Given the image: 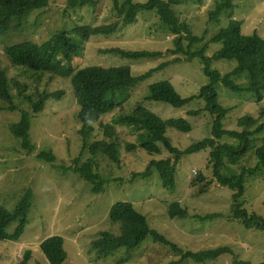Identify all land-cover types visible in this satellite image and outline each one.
<instances>
[{
  "label": "rangeland",
  "instance_id": "1",
  "mask_svg": "<svg viewBox=\"0 0 264 264\" xmlns=\"http://www.w3.org/2000/svg\"><path fill=\"white\" fill-rule=\"evenodd\" d=\"M69 0H51L47 8L34 11L25 20L21 29H12L0 38V69L7 71L11 80L23 81L20 71L11 65L4 49L23 41L42 43L57 31L71 30L78 25H97L113 20L111 2L104 0L101 10L94 15L88 6L69 9ZM146 3L149 0H135ZM222 0H182L173 9L181 22L190 26L194 36L202 40L193 46V51L206 48V56L211 57L221 45L212 39L226 28L231 20L242 22L244 35L258 34L264 38V0H233V7L222 12L216 21H211V12ZM173 35L155 11H143L138 21L120 29L109 37H94L83 43V51L76 59L78 68L98 65L103 67L130 66L134 76L144 74L158 65L172 60L175 56L166 54L174 47ZM123 48L131 51H162L160 58L132 60L119 55L104 54L103 50ZM181 56V55H180ZM185 56L181 61L171 64L151 78L140 83L131 91V96L123 111H114L103 117V122L115 126L117 142L120 146L119 163L108 162L102 157L94 158L99 163V173L107 181L102 193H94L92 185L81 177L63 169L73 165L82 148L78 135L77 105L73 85L75 80L58 78L47 84L44 80L40 90L54 92L64 90L62 100H50L43 112L33 115L31 137L36 152L52 151L56 162L39 159L22 147L21 140L10 132V126L19 121L20 112L5 110L6 104L0 101V206L13 211L28 189L34 193L29 223L19 241L0 240V264H19L25 253L31 251L28 264H51L40 248V244L53 236L65 239L67 260L64 264H170L180 259L169 247L156 244L147 238L137 249L127 252L122 249L107 259H99L92 248V242L103 231L119 233L118 226L109 223V211L118 202L132 203L136 211L147 217L149 225L183 250L229 248L227 253L206 263L187 260L184 264H264V230L248 229L241 220L232 217L233 195L229 187L220 185L214 177L209 164L210 150L185 156L177 168L176 186L165 189L157 173L150 178L133 174L143 172L153 159H163L169 153L151 155L140 148L130 151L129 145L138 143V135L126 125L113 122L120 114L130 113L134 107L143 103L153 113L163 119L185 118L193 126L190 133L175 129L168 130L174 145L185 149L193 143L209 136L211 119L207 112L201 116H189L191 110L204 107V101L194 99L182 108H175L160 102H145L149 96V86L160 81H169L183 97L197 96L200 89L209 84L204 73V63L199 58L188 62ZM235 61H213L212 68L222 74L232 71ZM218 100L224 107H234L225 127L238 129L239 118L250 115L259 116L264 109V100L257 103L248 92L233 93L222 83L217 86ZM16 93V92H14ZM17 96V95H16ZM19 108L28 106L19 98L15 99ZM261 122H264V117ZM108 139L103 131H97L93 141ZM231 142L230 140H227ZM86 155L83 162L90 159ZM227 162L229 169L237 172L239 167H256L257 158L251 151L235 162ZM98 168V165H97ZM239 171V170H238ZM228 172V171H227ZM203 177L213 180L202 194H195L192 181ZM247 213L264 217V170L258 175H250L246 181V191L240 200ZM173 203H180L188 209L185 219H171L168 209ZM221 214L222 217L201 221L197 216ZM17 222H13L8 232L13 233Z\"/></svg>",
  "mask_w": 264,
  "mask_h": 264
},
{
  "label": "trees",
  "instance_id": "2",
  "mask_svg": "<svg viewBox=\"0 0 264 264\" xmlns=\"http://www.w3.org/2000/svg\"><path fill=\"white\" fill-rule=\"evenodd\" d=\"M51 0H0V38L6 36L12 29H21L25 20L36 10L49 7ZM104 0H69L68 8L75 10L80 7H90L94 15H98ZM113 7V20L97 25H76L71 30L57 31L47 41L36 43L23 41L4 49V53L13 67L20 71L23 81L11 80L4 69H0V101L7 106L5 110L20 112L19 121L10 126V132L21 140L22 147L30 154H36L31 137V120L33 115L43 112L50 100H62L66 95L64 90L49 92L40 90L44 80L51 83L55 79L75 80L73 92L79 106L77 122L78 135L82 139V148L73 165L64 168V173H75L81 179L92 185L94 193H102L107 181L99 173V163L94 158L102 157L108 162L119 163L120 146L117 142V130L114 125L103 122V117L116 110L123 111L125 103L140 83L148 80L159 72L180 62L185 56L188 62L195 58L204 63V73L209 78V84L203 86L197 96L185 98L181 96L169 81L156 82L149 86V96L146 101L160 102L175 108H182L198 98L204 101V107L188 112L189 116H201L207 112L211 119L209 136L193 143L185 149L175 146L168 136L169 129L182 133H190L193 126L185 118L163 119L149 110L143 103L134 107L128 114H120L113 122L116 125H126L138 135V143L128 146L130 151L142 149L151 155H161L163 150L169 156L163 159L151 160L143 172L133 174V179L150 178L157 173L165 189L176 186L177 168L182 159L191 154L210 150L209 164L213 169L215 180L224 187L235 191L233 195L232 217L241 220L248 229L264 230V217L256 213H247L240 202L246 191L247 177L258 175L264 170V109L259 116L246 115L239 118L237 130H229L225 122L229 119L234 107H224L218 100L216 86L222 83L233 93L248 92L252 98L261 103L264 100V38L258 34L244 35L242 22L231 20L213 39L221 48L211 57L206 56V48L194 52L193 46L202 38L194 36L190 26L181 22L173 7L182 0H149L139 3L135 0H107ZM202 2V0H197ZM233 0H222L211 12V21L218 20L220 14L233 7ZM143 11H155L168 30L175 35L174 49L166 54L175 56L141 74L134 76L130 66L103 67L98 65L78 68L75 61L83 51V43L94 37H109L120 29L133 25ZM104 54L119 55L127 59L141 60L160 58L162 51H131L123 48L103 50ZM181 55V56H180ZM235 61L236 67L225 74L212 68L213 61ZM16 92V93H14ZM17 95V96H16ZM21 99L28 109L19 108L15 99ZM4 108H0L2 110ZM103 131L108 139L93 141L97 131ZM230 140L231 142L227 141ZM251 151L257 158L256 167H239L237 172L227 167V162H235L247 156ZM86 155L91 158L82 161ZM39 159L55 163L56 156L52 151L37 153ZM99 159V158H98ZM232 162V164H233ZM98 165V168H97ZM228 171V172H227ZM213 180L206 181L197 177L192 181L195 194L204 193ZM34 193L28 189L15 206L13 211L0 206V240L19 241L29 223V214L33 206ZM171 219L188 218V209L180 203H173L168 209ZM221 214L197 216L201 221L222 217ZM17 222L13 233L7 230ZM109 223L119 227V233L103 231L92 242V248L99 259H107L112 254L125 249L131 252L137 249L147 238L153 242L169 247L181 257L170 264H184L187 260L196 263H206L215 260L229 251V248L201 250L194 252L183 250L164 235L152 229L147 217L136 211L132 203L118 202L109 211ZM42 252L51 264H64L67 260L65 239L53 236L40 244ZM31 251L28 250L19 264H28Z\"/></svg>",
  "mask_w": 264,
  "mask_h": 264
}]
</instances>
